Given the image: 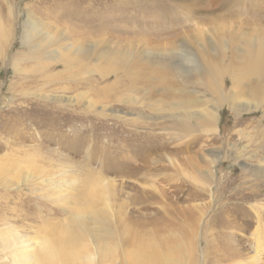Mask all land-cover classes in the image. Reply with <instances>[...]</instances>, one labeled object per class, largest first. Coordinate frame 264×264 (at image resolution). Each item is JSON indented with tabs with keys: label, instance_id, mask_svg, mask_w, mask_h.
Listing matches in <instances>:
<instances>
[{
	"label": "bare ground",
	"instance_id": "1",
	"mask_svg": "<svg viewBox=\"0 0 264 264\" xmlns=\"http://www.w3.org/2000/svg\"><path fill=\"white\" fill-rule=\"evenodd\" d=\"M91 1L93 4L88 0L82 3L85 4L86 10L94 11L97 0ZM68 2L65 1L61 5L65 10ZM246 2L250 4V0L232 3L240 6L246 5ZM103 3L102 1L99 4ZM28 10H24L22 42L29 49V53L52 59L60 66L61 73L68 75V78L77 76L82 68H95L96 71L93 72L97 73L96 80L100 83L95 89V96L89 101L80 102L74 96L66 99L72 105L66 104L59 110L35 104L17 107L12 111L14 117L17 115L19 117L9 125L15 131L25 120L42 114L39 119L47 124L46 127L50 126L54 130L63 129L64 134L57 138L55 149L44 146L40 151L13 154L10 163L14 166L24 163L25 168L31 170V173L8 169L5 171L6 175H2L4 165L10 166L8 162L4 163L0 166V189L4 193L12 192L10 189H13L14 197L26 204L33 200L27 193L32 194L33 190L41 191L47 186L53 189V192L50 191L52 194L47 196L48 199L53 197L54 193H62L64 198L58 203L71 206L67 205L68 208H64L66 220L64 219L62 224L55 226L49 223L51 225L49 227L35 225L33 227L37 231L32 237L20 234L12 226L10 223L12 216H0V225L6 226L5 230L8 229L7 231H4V228L0 229V252L9 255L15 264L189 262L192 258L186 259L184 243L177 250H173L171 247L173 241L170 240V236H165L168 231H165L162 223L159 224L152 219L148 224L157 226L155 231H149L143 226L138 229L134 224L137 223L133 219L134 216L127 214V200L141 202L142 198V203L158 202L157 210L162 220L167 217L170 209L175 212V216L182 217L183 208L174 207L171 198L169 199L161 189L159 191L160 186L158 188L157 182L165 181L169 185L174 181L176 174L186 176L185 171H190L186 177L189 176L192 184L198 182L195 176L211 180L215 176L213 170L215 165L219 161L227 160L228 157L225 156L227 152H232V159L238 160L237 162L247 158L257 159L262 164L261 168L256 165L251 168L248 163L241 161L244 172L245 167L251 170L264 169V158L258 156V148L250 152L249 145L229 143L227 150L224 151L218 146L219 143L210 144L217 138L229 135L238 137L237 140L241 142L244 134H248L245 131L251 128L250 124H246L243 114L258 111L264 122V16L258 20L256 18L258 14L255 13L252 23H248L250 19H246L244 29L240 32L243 24L230 18L231 23L236 24L237 28L230 33H225L223 28V24L229 19L216 16L214 32L206 36V44L203 43L204 38L201 40L202 36H195L197 38L192 40L196 47L191 48L192 53L189 56L186 54L185 57L181 56L187 66L177 68V65L174 63L169 65L165 60L148 61L145 58L146 61L136 60L137 58L129 56L131 52L109 49L95 51L97 43L93 42L79 44L77 41L76 45H64L55 34L56 29L50 24L49 26L42 24L41 20ZM101 10L97 9L94 16L101 15ZM66 11L68 14L72 12L70 9ZM98 22L96 29L100 28ZM2 34L3 37L6 36L3 30ZM86 34V31H82L80 38H86ZM181 45H187V41H183ZM148 70L153 75L151 79L154 80V84L151 88L154 91L148 89L136 92L135 84L124 82L132 74H144ZM46 76L53 78L52 74ZM108 78L115 80V88L104 84ZM43 99L65 100L50 95L44 96ZM114 103H119V109L112 107ZM141 107H144L147 115L138 116L137 111L141 110ZM225 107L234 120L231 125L229 124L230 128L220 124L219 111ZM60 114L67 116L68 119L52 124L51 118H56ZM85 118L91 120L93 124L91 122L84 124L82 121H85ZM115 122L120 125L121 130L113 126ZM42 124L39 123L40 126ZM139 124L143 125L145 131L138 130ZM158 124L162 128L156 132L154 127ZM241 126L244 127L240 128ZM115 128L117 141L112 140L110 134L104 136L106 132H112ZM258 129L257 134L259 133L260 138L264 140V125ZM0 134L5 135V132L1 131ZM196 145H199L198 149L193 150ZM157 148L159 150L163 148L164 151L152 152ZM108 149L116 152L108 153ZM77 152L80 159L76 160L73 154ZM115 160L117 161L116 164L113 162L115 165H106ZM136 160L139 162L134 165ZM92 165L96 167L100 165L101 168L95 171ZM19 173L21 174L18 175ZM22 174L26 176L22 177ZM110 176L116 180H112ZM69 188H75L77 195L66 193ZM125 190L134 194L124 195L122 192ZM81 194L85 196V201L81 206H77L76 202L80 203L78 200L81 199ZM4 196L6 195L0 194V200ZM192 196L197 197L195 192L191 193ZM247 198L255 200L257 194L249 195ZM254 212L259 217L257 209L254 208ZM191 218L194 223L195 218ZM126 221H129L128 224H125ZM21 231L24 232V228ZM181 231L184 237L190 238L185 228L181 227ZM84 239H87L89 245L83 244ZM174 252L178 254L176 257L173 255ZM251 258L253 264H261L258 256Z\"/></svg>",
	"mask_w": 264,
	"mask_h": 264
},
{
	"label": "rangeland",
	"instance_id": "2",
	"mask_svg": "<svg viewBox=\"0 0 264 264\" xmlns=\"http://www.w3.org/2000/svg\"><path fill=\"white\" fill-rule=\"evenodd\" d=\"M65 1H69L66 10H72L69 14L61 6ZM102 1L104 2L103 5L99 4ZM235 1L240 0H232V2ZM82 2H86V0H0V47L2 48H0V132H5V135L0 134V166L6 162L10 164V166L4 165L2 175H6L5 171L8 169H18L31 173V170L25 168L24 163L18 166L12 165L10 163L11 156L13 154L22 155L26 151H40L44 146L55 149L57 148V138L64 134L63 129L54 130L50 126L46 127L47 124L39 119L42 114L25 120L23 125L15 131L14 128L9 127L19 118L18 115L14 117L12 112L14 109L36 104L59 110L66 104H68L66 106L72 105L66 99L74 96L80 102L89 101L95 96V89L99 87L100 83L99 80H96L95 75L97 73L93 72L96 71L95 68H82L77 76L68 78V75L61 73L60 66H57L52 59L30 54L29 49L22 42L25 9H29L28 11L38 17L42 24H46V26L50 24L52 28L56 29L53 30L64 45H76L77 41L79 44L93 42V44L97 43L95 51L101 52L109 49L131 52L129 56L134 59L137 58L136 60L146 61L144 58L148 61L165 60L169 65L174 63L177 68L187 66L183 57L189 56L192 49L196 47L192 39H196L200 35L202 36L201 40L204 38L203 43L206 44V36H209L210 32H214L216 16H222L225 20L229 19L228 23L223 24L225 33L237 29L236 24L231 23L230 18L240 21L241 25L243 24L240 32L244 29L246 19L252 20L248 22L252 23L255 13L258 14V17L256 16L258 20L259 17L264 16V0H254V2L250 0V4L246 2V5L240 4V6L233 4L231 0H190L188 2H181L180 0H121V2L97 0L94 11L86 10L85 4ZM88 2L92 3L91 0ZM261 3L262 5H260ZM97 9H102V13L98 17L94 16ZM97 21H99V30L95 28ZM2 30L6 33L5 37H3ZM82 31L87 32L86 38H80ZM183 41H187L186 47L180 46ZM129 45L134 49L130 48ZM182 48L185 49L182 50L183 52L181 51ZM48 74H52L53 78H47L46 75ZM152 76L148 70L144 74H132L124 82L135 84L137 87L134 91L136 92L148 89L154 91L151 88L154 84V80L151 79ZM121 81L123 82V80ZM104 84L115 88L113 78H108ZM47 95L65 100H44L43 97ZM112 107L119 109V103H114ZM137 112L138 116L147 115L144 107H141V110ZM260 116L261 113L258 111L242 115L243 118L245 117L246 124H250L251 128L245 131L248 134H244L241 142L237 140L238 137L229 135L217 138L210 144L219 143L218 146H221L223 150H227L229 143L249 145L248 151H254L258 148V156L264 158V140L260 138L259 133L257 134L258 128L264 125ZM219 117L221 118V126L231 127L230 125L234 120L226 107L219 111ZM66 119H68L67 116L60 114L56 118H51V123H60ZM157 121L160 122V120ZM82 122L88 124L91 120L85 118V121ZM39 123H43L42 126ZM113 126L121 130L117 122L113 123ZM142 127L143 125L139 124L138 130L145 131ZM116 128L112 132H106L104 136L110 134L112 140L117 141L118 135L114 133ZM154 128L157 132L162 126L158 124ZM159 140L158 138L157 141L159 142ZM198 147L199 145L194 146L193 150L198 149ZM163 148L160 150L164 151ZM160 150L157 148L152 152ZM107 152L116 151L108 149ZM225 156L228 157L227 160L219 161L215 165L213 169L215 176L211 180L206 177L195 176L198 182L192 181V184L189 176L186 177L190 171H185L186 176L176 174L174 181L170 182L169 185L165 181H161V183L160 179L158 180L160 182H157L158 188L160 186L159 191L161 189L169 199L171 198L174 207L183 208L182 217L175 216V212L170 209L167 217L162 220L160 219L161 214L157 210L159 208L158 202L155 204L142 203V198L141 202L133 199L127 200V214L134 216L133 219L137 221L134 224L138 229L143 226L149 231H155L157 226L148 224L153 219L159 224L162 223L165 231H168L165 236H170V240L173 241L171 245L173 250H177L184 243L185 253H187L186 259H192L183 264H253L251 257L254 258L255 256H258L261 260L260 263L264 264V169L251 170L245 167V173L241 161L248 163L251 168L253 165L261 168L262 164L257 159L248 160L247 158L237 162L238 160L232 159V152H227ZM73 158L80 159V154L78 152L73 154ZM113 162L116 164L117 161L106 163V165H115ZM137 162L139 160H136L134 165H137ZM92 167L95 171L101 168L100 165L97 167L92 165ZM24 176L26 174H22V177ZM110 178L116 180L113 176ZM45 188L41 191L33 190L32 194L27 193L33 200L26 204L14 197L13 189H10L12 192L8 191L7 193L0 189V194L6 195L0 200V216H12L10 221L12 226L20 234L29 237L35 235L37 231L33 227L35 225L49 227L51 226L49 223L55 226L62 224L66 220L63 210L71 205L65 204L64 206L60 202L58 203L64 198L62 193H54L53 197L48 199L47 196L52 194L50 191L53 192V189L47 186ZM128 191L125 190L122 193L124 195L125 193L134 194V192ZM23 192L28 191L23 190ZM145 192L148 193L149 191ZM192 192H195L196 198L191 197ZM66 193L72 196L77 195L75 188H69ZM253 194H257V198L249 200L247 197ZM124 197L122 198L124 199ZM78 201L80 203L76 202L77 206H81L85 201V196L81 194V199ZM254 208L257 209L260 218L255 214ZM190 216L195 218L194 223ZM18 220L20 221L15 222ZM128 222L126 221L125 224ZM181 227L186 229L190 238L184 237ZM2 228L4 231L8 230H5L6 226L0 225V229ZM22 228H24V232L21 231ZM83 244L89 245L87 239H84ZM173 255L176 257L178 254L174 252ZM0 264L15 263L9 255L0 252Z\"/></svg>",
	"mask_w": 264,
	"mask_h": 264
}]
</instances>
